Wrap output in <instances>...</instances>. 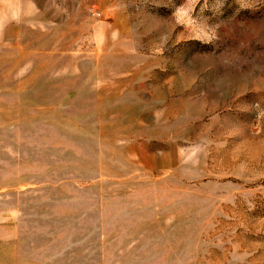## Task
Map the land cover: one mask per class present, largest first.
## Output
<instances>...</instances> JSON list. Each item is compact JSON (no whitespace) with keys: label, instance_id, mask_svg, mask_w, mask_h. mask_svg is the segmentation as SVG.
Here are the masks:
<instances>
[{"label":"rangeland","instance_id":"374dc122","mask_svg":"<svg viewBox=\"0 0 264 264\" xmlns=\"http://www.w3.org/2000/svg\"><path fill=\"white\" fill-rule=\"evenodd\" d=\"M0 264H264V0H0Z\"/></svg>","mask_w":264,"mask_h":264}]
</instances>
